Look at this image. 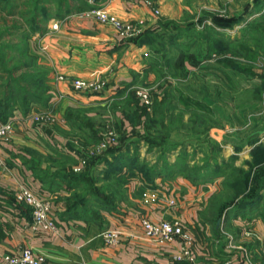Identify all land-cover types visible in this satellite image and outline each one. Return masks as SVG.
I'll return each instance as SVG.
<instances>
[{
  "label": "rangeland",
  "instance_id": "rangeland-1",
  "mask_svg": "<svg viewBox=\"0 0 264 264\" xmlns=\"http://www.w3.org/2000/svg\"><path fill=\"white\" fill-rule=\"evenodd\" d=\"M10 1L16 4L12 11L6 10L2 16L0 13V96L10 97H6L8 102L23 112L27 109L20 108L25 92L45 100L50 95L49 68L40 60V39L46 36L54 22L60 23L91 8L65 12L66 3L73 0ZM87 1L95 6L93 0ZM100 3L97 2L96 6ZM186 4L189 10L178 12L173 18L161 15L156 20V26L167 23L170 35L157 27L158 34L152 36L153 42L150 45L142 43L149 46L150 52L158 55V59L154 62L150 59L147 64L154 71V79L149 80L143 75L136 83L138 85L128 90L126 99L134 101L129 97L133 94L146 113L134 127L137 132H133L130 124L128 137H125L122 122H114L113 111L124 107L122 100L115 99L105 107H76L62 115L54 111L55 120L45 123L42 130L49 135L53 131L61 133L68 126L70 132L74 130L76 136H80L81 128L88 127L101 138L113 132L116 147L132 140L122 148H129L125 156L139 179L148 173V168L165 164V176L159 179L171 183L186 179L207 196L206 204L192 199V205L186 207L188 212L196 213L198 221L180 217L183 207L179 210L171 208V218L182 219L184 227L194 234L200 227L213 228L216 216L211 213V207H217L218 203L230 204L226 212L225 207L222 208L215 227L231 236L238 226L235 222L243 226L259 219L264 225V196L261 202L254 203L257 206L251 205L234 215L225 216L228 211H233L235 201L248 195L252 186L264 189L260 173L264 169V1L188 0ZM56 8L60 13L65 12L63 17L54 18L51 13ZM46 12L47 17H43ZM213 17L229 20L227 23L231 18L236 21L217 25L213 24ZM46 18L49 19L43 27L41 21ZM4 20H7L6 25ZM33 20L38 21L39 27L30 26ZM209 40H224L227 44L223 46ZM137 91L147 93L149 104L141 100ZM117 95H121L119 91ZM47 102L49 104L32 102L27 111L33 110L36 104L47 109L50 99ZM92 138L80 146L85 147L90 156H98L100 153L91 152L100 140ZM256 146L257 150H252ZM108 159L112 160L113 169L119 170V162ZM59 163L68 164L69 161L61 159ZM105 166L102 163L101 169H86L85 185H82L83 181L75 186L73 195L88 196L89 201L103 200L108 206L118 204V200L125 201L127 184L135 175L131 172L113 174ZM247 172L243 190L235 193L236 185L228 193L226 188L243 179ZM215 184L217 190L212 188ZM70 194L77 199L72 192ZM88 200L85 205L89 206L88 212H92ZM186 215L183 211V216ZM226 243L224 239L219 244Z\"/></svg>",
  "mask_w": 264,
  "mask_h": 264
},
{
  "label": "crops",
  "instance_id": "crops-1",
  "mask_svg": "<svg viewBox=\"0 0 264 264\" xmlns=\"http://www.w3.org/2000/svg\"><path fill=\"white\" fill-rule=\"evenodd\" d=\"M148 1L150 4L146 3ZM187 1L106 0L98 7L121 21L142 22L143 32L148 28H157L156 20L161 15L173 18L178 12L189 10ZM153 8H157L160 14L155 15ZM45 35L39 44L40 60L49 68L51 96L47 108L61 115L76 107H105L113 99L122 100L124 105L128 90L133 89L143 75L149 80L154 79V71L147 64L150 59L154 62L156 56L150 52L149 46L136 43L133 39L136 36L119 37L109 23L76 15L60 22L56 30L50 29ZM58 74L101 77L106 79L107 88L95 94L76 93L57 79ZM36 105L31 111L14 109L8 119H15L16 128L10 137L0 140V258L5 253H17L26 246L42 254L50 264H224L228 259H231L230 264H240L232 258L239 252L228 247L231 240L236 246L245 248L252 259L261 260L264 225L259 219L247 222L245 225L248 227L235 222L238 226L231 236L222 228L214 232L217 227H200L194 234L186 229L194 238L193 261L173 260L172 256L179 250L178 242L161 245L143 236L140 218L147 217L154 222L170 219V209L174 208L167 204L170 198H175V208L179 210L183 207L180 217L198 221L196 213L188 212L186 207L192 205V199L206 204L207 196L186 179L171 183L158 177L150 184L142 175L139 179L133 168L131 173L135 178L127 184L126 200H118L115 209L98 207L92 216L84 211L67 212L66 198L75 189L68 188L66 181L58 176L53 177L52 172L67 167L74 172L83 170L90 154L80 145L90 140L92 130L82 127L80 137L66 126L63 128L65 131H53L48 135L44 130L37 129L29 118L34 111L44 110ZM112 114L114 122H122L128 134L131 126L121 110ZM61 159L69 163L58 164ZM123 172L130 171L124 169ZM22 185L51 198L58 234L31 228L30 208L15 199V191ZM215 185L212 188L217 190ZM83 207L88 211V206ZM108 230L120 232L117 242L105 238L104 233ZM224 239L227 243L219 244Z\"/></svg>",
  "mask_w": 264,
  "mask_h": 264
},
{
  "label": "built area",
  "instance_id": "built-area-1",
  "mask_svg": "<svg viewBox=\"0 0 264 264\" xmlns=\"http://www.w3.org/2000/svg\"><path fill=\"white\" fill-rule=\"evenodd\" d=\"M92 0H89V2ZM150 4V2H146ZM93 6L91 9L79 13L78 16L83 18L95 19L99 22L109 23L113 26L116 34L121 38H129L139 35L142 32V22L121 21L113 14L108 13L105 9ZM154 14H158L157 8H153ZM59 26L58 22H54L51 26V30H56ZM57 79L65 82L68 87L81 94L100 93L107 88V81L101 77L94 78H81L70 77L64 74H58ZM141 100L149 104L147 93L137 91ZM55 113L53 109L47 108L41 111H34L30 115L31 122L37 129L42 130L45 123H51L55 120ZM16 128L15 119H7L4 122L0 121V140H4L13 134ZM117 143L116 135L113 132H108L102 137L99 143L95 146V149L91 154L102 153L110 146H114ZM84 163V160H81ZM79 168H76L78 170ZM15 199L19 203H23L31 210V228L33 230L49 232L52 234H58L59 229L55 217L53 216L51 198L47 195L34 192L31 188L22 185L15 191ZM167 204L171 207H175L176 201L173 198L167 200ZM140 225L143 236L158 244H172L174 242L179 243V250L172 256L175 261H193L195 254L193 252L194 238L186 230L182 219L174 217L171 219H161L159 221H151L147 217L140 218ZM119 231L108 230L105 231L104 236L110 242H117ZM228 247L233 250H238L239 254H233L232 258L234 262L240 264H264V248L261 250V260L252 259L245 248L236 246L231 240L228 242ZM231 259L225 260L224 264H230ZM0 264H50L46 258L40 254L34 252L30 247H23L17 253H5L0 258ZM83 264V263H80Z\"/></svg>",
  "mask_w": 264,
  "mask_h": 264
},
{
  "label": "trees",
  "instance_id": "trees-1",
  "mask_svg": "<svg viewBox=\"0 0 264 264\" xmlns=\"http://www.w3.org/2000/svg\"><path fill=\"white\" fill-rule=\"evenodd\" d=\"M93 1H94V5L96 6L97 2H104L106 0H93ZM256 1L263 2L264 0H256ZM61 4H59V6ZM15 5L16 4H14V2H12L10 0H0V13H1V16L5 13L6 10H7L6 12L12 11V9L15 7ZM66 6H67V8H66L65 12H68L70 10H82V9L84 10V9H88V8H92L93 7V5H90L87 0H73L71 2L68 1L66 3ZM65 12L62 11L60 13L59 12V8H56V10H53V13H51V14L55 15L54 18H60V17L64 16L63 13H65ZM43 17H47V12L44 14ZM0 19H1V17H0ZM48 19L46 18V19H43V21H41V23H43V27H45V23H46V21ZM211 19L213 20L212 21L213 24L215 22V23H218L217 25H224V24L228 25V24L234 23L236 21L235 18H231L230 23L229 22L227 23V21H229V20H226V21L223 20V19L220 20L217 17H215V18L213 17ZM242 19H243V16L240 17V20H242ZM3 24L6 25L7 24V20H4ZM30 26L31 27L32 26L33 27H35V26L39 27L38 21L33 20V22L30 24ZM157 27L160 28L161 30H163V33H166V34L170 35L171 32L169 30V26L167 27V23H159V25ZM176 28H177V26H176ZM157 31H158V29H156V28H148V29H145L142 33H140L139 35H137L133 39L138 44H142V43L146 42V43H148L150 45L153 42V39L156 36V34H158ZM152 36H154V37H152ZM172 37H174V36H172ZM162 41H163V43L165 42L163 38H162ZM211 41L221 43L223 46H225L227 44L226 41H224V40H209V42H211ZM157 57H158V55H156V60L155 61H157ZM50 96L51 95H49V98H46L47 100H45V99L40 98L39 96H36V95L31 94V93L25 92L23 94V96H22V99H24V100L21 102L22 104L20 105V108L26 109V107L28 108L30 103H32V102H35V103H40V102L44 103L45 102L47 104L48 103L47 101H48V99H50ZM6 97L10 98V97H8L6 95L5 96H0V121L1 122L6 121L10 116H12L13 110L15 109V106H13L10 102H8V99ZM129 97H133L135 100L132 101V102L127 100L125 102V104H124V107L121 109V112L123 113L124 117L126 119H128L129 123L132 125L133 132H137L134 127H135L136 124H138L141 121L142 114H146V113L143 111L142 108H140V106L138 105V101L134 97L133 94H131ZM26 110H24V112ZM145 119H146V116H145ZM81 131H82V128H81ZM92 137H93V139L95 138L97 140L100 138V136H98L97 132L94 131V130H92L91 133H90V138H92ZM125 137H128L127 133H126ZM130 142H132V140H128L122 146H124V145H126V144H128ZM122 146H117V147L116 146H110L102 154H100L98 156H90V157H88V159L86 161V164L84 165V168H83L84 171L83 170H82L83 172L81 171L82 173L81 172H74L71 167H67V168H62V172H61V170L60 171H58V170L53 171L52 172L53 173V177L54 176H58L60 179L66 181V184H68L67 187L72 189L75 186H78L80 183H82L84 181V178L87 177V173L85 172L86 169L87 170H93L95 167L98 168L100 165H102V163L106 165L105 166L106 170L109 171V172H113V174H117V175L118 174H124V172H123L124 169H128L130 172H133V167L131 166V163H129V160H127L126 156H125V153L127 152V150L129 148H127L126 150H123ZM252 150H257V146L254 147ZM108 157L116 159V161L119 162V165H120L119 170H114L113 169V162H112V160H109ZM226 166H228V164ZM166 169L167 168H166L165 164L164 165L161 164V166H159L157 168L156 167H151L150 169L148 168L147 169L148 173L147 174H143V178L148 183L153 184L154 178L160 177V176H165ZM36 171H39V170L36 169ZM43 172H44V170H43ZM243 172H245V171H243ZM260 173L263 175V181H264V169L262 171L260 170ZM248 174L249 173L247 172L245 174V176L243 177V179H239V180H237L235 182L234 185H230L228 187L229 189L226 188V191L229 193L232 188L233 189L236 188L235 187L236 185H237L238 189H235V193L237 192V190L242 191L243 190V186L242 185L246 182V180H247L246 175H248ZM257 175H260V174H257ZM50 177L52 179V176H50ZM82 185H85V181L82 183ZM240 187H241V189H239ZM250 190L251 191L248 193L247 196H245V197H243V198H241V199H239V200H237V201H235L233 203L234 204L233 208H231V209H233V211L232 212L228 211L227 214L225 213V216L228 217L230 215H234V213L236 214V212H238V211H243V210L247 209L251 205H254V203H257L258 201H260L261 198L264 196L262 194L264 189L261 188L260 186H259V188H254L252 186V188H250ZM73 196H75V197L77 196V199L74 200L73 197L71 196V194L69 196H67V198H66V203H67V208L66 209H67V212H69L71 210H77V211H81V212H83V211L84 212H88L86 210V208L83 207V205L85 207H87V205H85V203H86V200H88L87 199L88 196H85V195H83V196L82 195H73ZM234 199L231 200V202H233ZM88 204H90V206H92V208H93V211L89 212L90 216H92V214L95 213L98 210V207L103 208V209H107V210L116 208V203H112L111 205L108 206V205H106L107 202L105 203V202H103V200H100L98 202L95 201L94 199L91 200V201L88 200ZM229 205L223 206L222 203H218L217 207H211V209H212L211 213L215 214V216H216V218L213 220V223H214V226H212L213 229L217 227V226L215 227L216 220L218 219V216H219L222 208L225 207L223 209H224V212H226V210L230 209ZM254 206H257V205L255 204ZM202 221H205V220H202ZM207 221H209V220L207 219ZM218 228L219 227H217V230L215 229L214 232H218Z\"/></svg>",
  "mask_w": 264,
  "mask_h": 264
}]
</instances>
